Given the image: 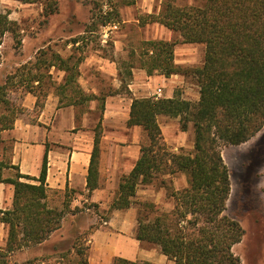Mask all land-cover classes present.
Returning a JSON list of instances; mask_svg holds the SVG:
<instances>
[{
    "label": "trees",
    "instance_id": "trees-1",
    "mask_svg": "<svg viewBox=\"0 0 264 264\" xmlns=\"http://www.w3.org/2000/svg\"><path fill=\"white\" fill-rule=\"evenodd\" d=\"M14 1L31 4L40 0ZM105 17L107 20L101 22L102 26L115 19L118 22L120 15L115 11ZM147 17L146 23H158L179 34L181 43L203 45L205 60L200 68L185 69L175 63L178 42L150 40L144 42L138 56L139 67L149 76L156 72L167 78L192 73L200 88V100L192 103L178 94L173 98L133 99L127 124L140 127L147 143L141 147L140 158L132 171L121 178L110 210L131 208L135 204L138 187L152 184L164 168L170 174L185 173L188 186L171 190L168 194L174 201L172 210L162 211L153 203L142 204L137 239L158 247L175 264H241L233 247L241 242L244 230L237 220L224 214L232 184L221 147L247 143L264 128V0H207L202 7L177 6L173 0H164L161 11ZM18 27L17 22L9 19L8 13H0V48L8 33L18 37ZM19 44H22L21 40ZM136 57L133 52L130 60L119 66L122 85L126 87L133 77ZM73 59L53 53L50 64H47V59H38L35 66L38 71L43 65L65 72L64 83L55 86L61 97L59 108L98 100L103 113L106 97L88 94L80 87L79 67L84 58ZM2 60L0 51V66ZM26 67L19 68V74L9 75L0 82V107L5 111L0 114V134L13 129L23 113V109L12 108L8 99L13 88L12 79L20 77L21 82L41 84L46 78L45 74H32L30 69L25 73ZM36 96L38 117L44 98L39 94ZM65 99L67 103H64ZM161 116L180 118V130L183 132L189 129L190 124L193 125V152L170 154L165 149L158 122ZM101 128L100 121L95 130L89 167L90 192L98 187L99 182ZM47 162L46 153L38 179L20 173L5 178V169L18 168L0 162V183L14 187L12 208L0 211V221L8 227L7 245L0 248V264H11L10 257L17 251L44 244L61 229L66 214L77 211V208L71 210L68 196L63 209L49 206ZM21 179L35 180L39 184ZM148 209L150 212L142 215ZM72 249L60 254L55 263L50 258H35L23 264H89L88 257L77 244ZM113 264L151 263L115 258Z\"/></svg>",
    "mask_w": 264,
    "mask_h": 264
},
{
    "label": "rangeland",
    "instance_id": "rangeland-1",
    "mask_svg": "<svg viewBox=\"0 0 264 264\" xmlns=\"http://www.w3.org/2000/svg\"><path fill=\"white\" fill-rule=\"evenodd\" d=\"M173 1L177 6L196 7H202L207 2V0ZM17 2H12V9L7 10V13L10 15V12H17L9 19L17 22L19 33L17 38H14V35L10 33L4 37L3 45L0 48L3 57L0 66V82L6 80L9 75L19 74L20 72L18 73L17 70L23 66H27L25 73L30 69L32 74L46 75L41 84L30 83L26 80L21 82V78L16 77L12 79L13 88L8 93L12 108L23 109V113L19 117L29 118L33 122L38 120L36 108L30 110L21 104L22 98L27 93L39 94L41 98H44L42 100L44 104L49 97L55 96L58 100L61 98L58 96L55 86L64 83L65 72L54 67L45 68L43 65L38 71L35 66L38 59H47L49 60L47 64H50L53 53H57L63 58L72 57L74 61L98 54L108 59L117 60L121 65L129 61L131 54L135 52L137 56L134 60L135 70H140L138 56L144 42L164 40L178 42L176 45L178 49L175 47L174 55L175 58L185 61L178 64L185 69L200 68L205 60L203 45L183 44L179 34L158 23H146L149 14H158L161 11L164 0H40L31 4ZM53 9L54 12L51 13ZM115 11L119 12V21L117 22L115 19L106 26L117 25L118 28L109 31L105 28L106 26H102L101 22L107 20L105 16L108 13ZM19 40L22 44H19ZM181 75L182 77L173 78L171 83L166 82V84L158 80L160 75L156 73L152 76L148 75L149 79L139 77L138 80L143 87L137 91L141 94H138V98H165L168 90H173L174 96L178 94L184 100L192 103L199 102L200 88L197 80L192 73ZM22 78L25 79V76ZM132 81L133 77L129 80V84ZM80 87L84 90L81 84ZM94 87L99 90L98 96L108 97L121 94L127 100L135 99L133 92L126 85L113 88L111 81L100 76L95 80ZM159 88L164 90L162 97L158 96ZM65 102L67 103L66 99ZM122 105L118 109L119 115L113 113L112 117L110 115L106 121H104V112L102 113L99 107L94 111V133L101 121L100 139L106 150H112L115 148V144H118L123 150L127 147L128 140L132 135V127H129L124 121L126 105ZM86 107L87 104H83L78 110L82 113L87 109ZM4 112L3 107H0V114ZM179 121L180 118L165 116L158 119L162 130V143L170 154L194 151L193 125L190 124L189 129L183 132L180 130ZM137 134L141 138L139 143L141 148L147 143V138L140 128ZM221 154L230 170L232 184L231 195L224 214L237 220L244 230V236L241 242L233 247V252L241 260V264H264V128L247 143L240 146L221 147ZM187 186L188 179L185 173L170 174L168 169L164 168L152 184L139 188L140 195L135 197V204L132 207L137 212V216L143 209L142 204L145 203H153L162 211H170L174 206V201L172 198H168L169 192L181 190ZM158 196L161 197V200L162 198L165 200L156 204L154 199ZM51 199L56 204L62 200L57 194ZM88 206L93 210L88 212L86 210L89 208ZM63 208V206H59V209ZM148 210L144 211L142 215L150 212ZM81 211L84 213L81 214ZM87 213L90 216H86ZM89 217L92 218L93 223ZM110 217V209L101 210L89 203H86L85 206L81 205L76 212L66 214L61 229L50 241L42 247H32L30 251L24 248L22 251L15 252L10 257L11 264H23L35 258H50L51 262L55 263L60 254L70 251L75 244L88 257L93 233L97 229L108 227L107 222ZM0 234V245H2L3 242L4 244L7 242L8 232L5 233L2 230Z\"/></svg>",
    "mask_w": 264,
    "mask_h": 264
},
{
    "label": "crops",
    "instance_id": "crops-1",
    "mask_svg": "<svg viewBox=\"0 0 264 264\" xmlns=\"http://www.w3.org/2000/svg\"><path fill=\"white\" fill-rule=\"evenodd\" d=\"M12 2L17 1L0 0V13H7V10H11ZM14 13L17 14L16 11ZM14 13L10 12L9 17L11 18ZM176 49L178 48L176 47ZM184 62L175 58L177 65ZM118 65L120 66L117 60L92 54L86 57L79 67L81 74L79 83L85 91L95 95H98L99 90L94 87V82L99 76L111 81V87L119 88L123 83ZM156 74L160 75L158 80L165 84L166 82L171 83L173 78L182 77L181 74L172 75L169 78L159 72H156ZM139 77L149 79L147 72L144 70L133 69V81L128 87L135 98H138V94H140L137 91H140L143 87L138 80ZM163 91L160 88L158 89L159 97H162ZM174 94L173 90H168L165 98H173ZM37 101L38 98L35 95L27 93L22 98L21 104L25 108L34 110ZM132 102V98L127 100L121 94L106 97L104 121L110 115L112 117L113 113L119 115L118 109L124 104L126 105L125 110H127L124 121L128 122ZM58 103L57 97H49L36 122L29 118L19 117L13 129L3 131L0 134V162L18 168L5 169L3 176L12 178L20 173L38 179L47 153L46 187L48 191L47 201L50 207H64L68 196L71 199L70 208L72 210L81 207V205L85 206L86 203L101 210H109L118 191L121 178L132 171L140 158L141 148L139 143L141 138L137 134L140 127H132V135L128 140L127 147L123 150L118 144H115V148L112 150H106L104 143L101 142L98 187L90 192L88 189V176L95 139L93 116L94 111L99 107V102L98 100L88 102L87 109L82 113L78 109L83 104L59 108ZM21 180L39 184L35 180ZM141 186L143 185L138 187L136 197L140 195L139 188ZM56 194L62 198L59 204L54 203L51 199ZM13 200L14 187L10 184L0 183V211L11 209ZM164 200L163 198L161 200V197L158 196L154 199V203L159 204ZM88 207L86 209L88 212L93 210L90 206ZM82 213L84 212L81 211ZM86 216L90 215L87 213ZM89 219L93 223L92 218L89 217ZM107 226L97 229L92 235L89 248L90 254L88 255L89 264H113L115 258L151 264H175L174 261L163 255L158 247L142 243L137 239L138 216L134 207L127 210L111 211ZM2 230L6 233L8 227L0 221V231ZM48 241L37 247H42ZM6 245L7 242L5 244L3 242L0 248H5ZM26 250L30 251L31 249L27 248Z\"/></svg>",
    "mask_w": 264,
    "mask_h": 264
},
{
    "label": "built area",
    "instance_id": "built-area-1",
    "mask_svg": "<svg viewBox=\"0 0 264 264\" xmlns=\"http://www.w3.org/2000/svg\"><path fill=\"white\" fill-rule=\"evenodd\" d=\"M105 28H106V29H109V31H111V30H113V29H114V30L117 29L118 26H117V25H112V26L109 25V26H106Z\"/></svg>",
    "mask_w": 264,
    "mask_h": 264
}]
</instances>
